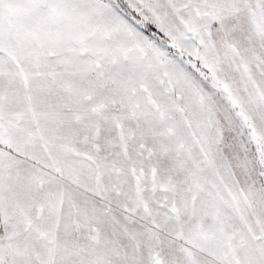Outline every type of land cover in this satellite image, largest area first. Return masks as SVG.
I'll return each instance as SVG.
<instances>
[{"label": "snow or ice", "instance_id": "snow-or-ice-1", "mask_svg": "<svg viewBox=\"0 0 264 264\" xmlns=\"http://www.w3.org/2000/svg\"><path fill=\"white\" fill-rule=\"evenodd\" d=\"M0 264H264V0H0Z\"/></svg>", "mask_w": 264, "mask_h": 264}]
</instances>
